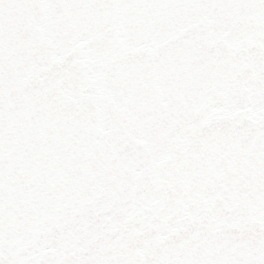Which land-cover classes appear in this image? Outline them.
Instances as JSON below:
<instances>
[{"label":"snow or ice","instance_id":"obj_1","mask_svg":"<svg viewBox=\"0 0 264 264\" xmlns=\"http://www.w3.org/2000/svg\"><path fill=\"white\" fill-rule=\"evenodd\" d=\"M0 264H264V0H0Z\"/></svg>","mask_w":264,"mask_h":264}]
</instances>
